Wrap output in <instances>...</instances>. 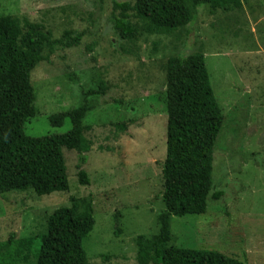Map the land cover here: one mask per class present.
Wrapping results in <instances>:
<instances>
[{
    "label": "rangeland",
    "instance_id": "rangeland-1",
    "mask_svg": "<svg viewBox=\"0 0 264 264\" xmlns=\"http://www.w3.org/2000/svg\"><path fill=\"white\" fill-rule=\"evenodd\" d=\"M241 1L242 8L229 11L193 8V21L175 34L144 33L131 43L118 38L112 18L121 12L115 2L133 0H0V16L42 24L55 38L66 30L86 34L79 46L33 71L38 114L28 120L27 135L66 133L70 120L54 128L49 117L85 103L92 107L85 119L92 148L84 166L91 185L79 184L78 152L64 150L69 191L0 195V244L15 234V244L32 240L36 253L48 216L73 198L92 197L96 221L84 240L90 263L138 264L136 238L157 235V215L165 211L158 200L167 155L165 64L202 53L225 117L213 172L214 192L224 194L209 198L204 215L172 217L174 243L264 264V0ZM102 82L106 94L87 98ZM31 256L27 264H34Z\"/></svg>",
    "mask_w": 264,
    "mask_h": 264
},
{
    "label": "trees",
    "instance_id": "trees-1",
    "mask_svg": "<svg viewBox=\"0 0 264 264\" xmlns=\"http://www.w3.org/2000/svg\"><path fill=\"white\" fill-rule=\"evenodd\" d=\"M119 16L112 18L115 34L122 41L135 43L149 35H173L193 21V8L240 9L241 0H133L117 3ZM85 32L66 30L60 38L42 24L21 21L10 15L0 16V195L32 190L47 196L70 189L64 150L79 154L77 178L91 185L84 169L92 142L85 124L92 107H79L52 114L50 125L63 127L68 119L71 129L63 134L42 137L27 135L25 126L38 114L33 71L43 62L79 46ZM165 104L168 111L167 155L161 166L163 191L158 200L165 211L157 215V235L136 238L138 264H246L215 250L177 246L172 233V217L204 215L209 198L220 200L223 192H214L215 146L225 117L215 98L202 53L171 57L165 64ZM109 87L102 82L99 90L86 97L104 96ZM212 196L210 197V195ZM92 197L73 198L71 206L56 209L48 216L33 253L32 240L16 244L15 234L0 244V262L27 264H91L84 240L95 225Z\"/></svg>",
    "mask_w": 264,
    "mask_h": 264
}]
</instances>
